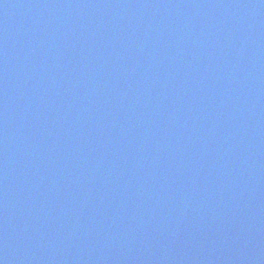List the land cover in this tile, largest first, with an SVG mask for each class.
<instances>
[{
    "label": "water",
    "instance_id": "obj_1",
    "mask_svg": "<svg viewBox=\"0 0 264 264\" xmlns=\"http://www.w3.org/2000/svg\"><path fill=\"white\" fill-rule=\"evenodd\" d=\"M49 1L43 5L48 14H42L36 4L25 11V0H18L17 17L0 30V57L11 52L7 64H19L24 77L27 57V76L36 84L42 82L36 69L55 66V86L38 85L36 92L45 88L43 95L56 104L51 113L49 106L20 102L12 112L0 102V121L10 112L14 121L33 111L43 116L28 129L40 125L54 145L51 158L39 145L31 159L27 153L23 161L13 153L3 158L17 167L0 178V197L6 200L0 264H25V252L32 264L79 260L66 256L72 234L43 210L44 194L34 192L57 184L62 193L52 204L65 215L56 219L82 222L77 201L86 189L79 180L87 185L90 177L80 163L70 166L76 138L64 125L80 132L83 123L103 146L129 132L148 137L143 141L149 151L141 150L144 179L126 199L124 209L134 210L119 231L131 236L130 249L145 257L144 264H264V127L250 119L264 117V0ZM128 8L133 18L119 28L120 13L131 15ZM152 14L159 28L139 42L130 32L140 20L152 24ZM45 46L49 49L38 53ZM207 89L206 102L201 99ZM42 136L37 131L36 140L43 142ZM28 138L19 143L24 152L34 141ZM18 140L14 125L5 132L0 126L2 149L6 143L15 149ZM105 168L108 173L113 168L108 156ZM64 171L71 177L64 178ZM15 200L18 205L9 208ZM116 205L107 202L99 218L92 217L97 231L109 228L103 215ZM69 209L76 212L67 215ZM40 231L54 242L44 253Z\"/></svg>",
    "mask_w": 264,
    "mask_h": 264
}]
</instances>
